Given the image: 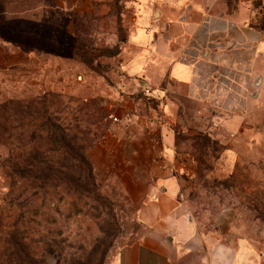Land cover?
Instances as JSON below:
<instances>
[{"label": "rangeland", "instance_id": "1", "mask_svg": "<svg viewBox=\"0 0 264 264\" xmlns=\"http://www.w3.org/2000/svg\"><path fill=\"white\" fill-rule=\"evenodd\" d=\"M158 17L149 0H0V264H114L172 172L188 212L264 264L258 80L225 114L191 97L153 54Z\"/></svg>", "mask_w": 264, "mask_h": 264}, {"label": "crops", "instance_id": "2", "mask_svg": "<svg viewBox=\"0 0 264 264\" xmlns=\"http://www.w3.org/2000/svg\"><path fill=\"white\" fill-rule=\"evenodd\" d=\"M149 1L159 11L153 54L167 62L169 77L188 95H207L212 108L225 114L227 95L234 88L249 91L259 79L253 101L264 98V0ZM185 189L173 172L147 183L137 211L139 240L114 264H251L221 226L204 228L188 212Z\"/></svg>", "mask_w": 264, "mask_h": 264}, {"label": "bare ground", "instance_id": "3", "mask_svg": "<svg viewBox=\"0 0 264 264\" xmlns=\"http://www.w3.org/2000/svg\"><path fill=\"white\" fill-rule=\"evenodd\" d=\"M258 81H259V79H258Z\"/></svg>", "mask_w": 264, "mask_h": 264}]
</instances>
